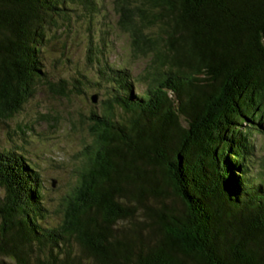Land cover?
Returning <instances> with one entry per match:
<instances>
[{
	"label": "trees",
	"instance_id": "1",
	"mask_svg": "<svg viewBox=\"0 0 264 264\" xmlns=\"http://www.w3.org/2000/svg\"><path fill=\"white\" fill-rule=\"evenodd\" d=\"M94 1L0 0V117L38 82L82 92L76 79L48 80L42 51L74 3ZM113 9L132 51L150 57L147 87L135 95L127 68L98 67L102 108L89 114L92 141L53 225L37 169L0 152V264H264V178H250L246 158L264 121V0Z\"/></svg>",
	"mask_w": 264,
	"mask_h": 264
},
{
	"label": "rangeland",
	"instance_id": "2",
	"mask_svg": "<svg viewBox=\"0 0 264 264\" xmlns=\"http://www.w3.org/2000/svg\"><path fill=\"white\" fill-rule=\"evenodd\" d=\"M74 4L70 24H64L66 30L57 31L45 42L42 62L50 82L64 79L72 83L76 79L83 83L77 85L82 92L74 90L62 97L47 83L38 82L35 94L11 118L0 117V152L17 150L37 169L44 205L50 210L44 220L49 225L59 221L54 211L75 185L85 146L92 141L88 117L92 111H101L104 98L103 89L95 85H104L101 78L105 75L98 67L108 62L127 68L135 95L145 91L151 72L149 55L134 53L128 34L118 26L113 0H95L90 8ZM93 93L98 95L96 103L90 100ZM114 113L117 119L126 117L118 107ZM251 135L248 172L250 178L259 180L264 178V121L261 131ZM3 192L0 187V198Z\"/></svg>",
	"mask_w": 264,
	"mask_h": 264
},
{
	"label": "water",
	"instance_id": "3",
	"mask_svg": "<svg viewBox=\"0 0 264 264\" xmlns=\"http://www.w3.org/2000/svg\"><path fill=\"white\" fill-rule=\"evenodd\" d=\"M90 100L93 102V103H96L97 100H98V95L96 93H93L91 96H90ZM54 185V181L52 182V186Z\"/></svg>",
	"mask_w": 264,
	"mask_h": 264
}]
</instances>
